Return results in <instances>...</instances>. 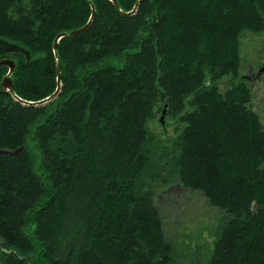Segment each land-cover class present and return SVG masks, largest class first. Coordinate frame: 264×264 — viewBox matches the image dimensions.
Returning a JSON list of instances; mask_svg holds the SVG:
<instances>
[{"label": "trees", "instance_id": "obj_1", "mask_svg": "<svg viewBox=\"0 0 264 264\" xmlns=\"http://www.w3.org/2000/svg\"><path fill=\"white\" fill-rule=\"evenodd\" d=\"M115 1L0 0V40L29 54L0 51L13 95L51 96L56 59L61 76L40 107L0 88V150L22 148L0 155V264H180L155 203L174 185L219 213L198 264H264V128L240 74L264 0ZM157 112L183 125L171 149Z\"/></svg>", "mask_w": 264, "mask_h": 264}, {"label": "rangeland", "instance_id": "obj_2", "mask_svg": "<svg viewBox=\"0 0 264 264\" xmlns=\"http://www.w3.org/2000/svg\"><path fill=\"white\" fill-rule=\"evenodd\" d=\"M240 58V74L251 91L249 107L258 115L264 128V72H259L264 65V36L245 34L240 41ZM220 83L221 90L225 91L227 78ZM160 116L161 112H157L147 122L146 129L154 136L156 146L171 149L183 125L176 118L165 114L161 123ZM155 203L168 239L174 242L180 252V264H198L211 243V232L219 220L217 210L209 206L199 193L182 189L178 185L162 191Z\"/></svg>", "mask_w": 264, "mask_h": 264}, {"label": "water", "instance_id": "obj_3", "mask_svg": "<svg viewBox=\"0 0 264 264\" xmlns=\"http://www.w3.org/2000/svg\"><path fill=\"white\" fill-rule=\"evenodd\" d=\"M113 6L119 10V5L117 4V2L115 0H109ZM143 0H137V2L135 3L134 5V8L131 12L129 13H122L123 15L125 16H130V15H134L136 10H137V7L138 5L142 2ZM95 14V10H94V7L91 6V16H90V19L89 21L86 23V25H84L83 27L79 28V29H76V30H73L69 33H61L59 34L54 42H53V53L56 52V49H57V46H58V42L61 38H73L81 33H83L84 31H86L90 24H91V20L93 18ZM0 51H4V52H19V53H23L26 57V59H29V54L28 52L24 51L23 49H21L20 47L16 46V45H13V44H9L5 41H2L0 40ZM15 63L13 60L11 59H2L0 60V67H6L8 69L7 71V74L5 75V77L2 79L1 81V84H0V88L5 91V92H8L10 94L13 95V85H12V81H11V75L15 69ZM259 72H264V65L262 66V68L259 70ZM56 83H57V86H56V90L54 91V93L47 97L46 99L44 100H41V101H38V102H35V103H31V102H25V101H22L20 99H18L17 97H14L15 100H17L18 102H20L22 105H25V106H31V107H40V106H45L46 104L52 102L56 96L59 94L60 92V89H61V83H60V80H61V76H60V66H59V63L56 59ZM163 116H164V112L162 113L161 117H160V122L163 123ZM20 151H22V148H19L17 150H14V151H3V150H0V155H5V156H14L16 154H18Z\"/></svg>", "mask_w": 264, "mask_h": 264}, {"label": "bare ground", "instance_id": "obj_4", "mask_svg": "<svg viewBox=\"0 0 264 264\" xmlns=\"http://www.w3.org/2000/svg\"><path fill=\"white\" fill-rule=\"evenodd\" d=\"M2 68H4V67H2Z\"/></svg>", "mask_w": 264, "mask_h": 264}]
</instances>
